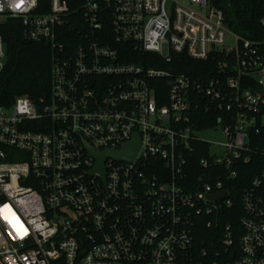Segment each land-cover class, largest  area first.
I'll return each instance as SVG.
<instances>
[{
  "label": "built area",
  "instance_id": "1",
  "mask_svg": "<svg viewBox=\"0 0 264 264\" xmlns=\"http://www.w3.org/2000/svg\"><path fill=\"white\" fill-rule=\"evenodd\" d=\"M262 1L250 39L211 0H0V23L52 50L50 100L0 106V264H264ZM183 57L216 73L178 71ZM4 58L0 34V72ZM135 134L131 161L92 173L85 143L118 151Z\"/></svg>",
  "mask_w": 264,
  "mask_h": 264
},
{
  "label": "trees",
  "instance_id": "2",
  "mask_svg": "<svg viewBox=\"0 0 264 264\" xmlns=\"http://www.w3.org/2000/svg\"><path fill=\"white\" fill-rule=\"evenodd\" d=\"M45 0H40L43 4ZM216 7L223 10L230 29L239 35L255 39L262 36L259 19L263 14L262 0H211ZM42 11H46L47 3ZM0 34L3 38L5 65L0 72V106L12 105L18 96H27L34 102L49 101L51 95L50 66L52 50L49 43L32 41L25 37L20 20L7 17L0 23ZM178 71H184L192 76H212L217 67L211 59L190 60L183 57L174 66ZM243 87L257 88L258 83L253 77H245ZM162 103V101L160 102ZM212 124V119L204 120L197 128H205ZM256 145L264 148V132L257 139ZM261 165L258 157L248 165V175L245 171L239 180V189L246 185L248 179ZM232 212V221L240 215L236 202Z\"/></svg>",
  "mask_w": 264,
  "mask_h": 264
},
{
  "label": "water",
  "instance_id": "3",
  "mask_svg": "<svg viewBox=\"0 0 264 264\" xmlns=\"http://www.w3.org/2000/svg\"><path fill=\"white\" fill-rule=\"evenodd\" d=\"M261 76H262V87H260L257 90V92L260 95L264 96V73H262ZM139 143L140 141L137 134H135L130 141L126 142L123 145V147L118 151L107 150L103 152H98L94 148H92L88 143H85L88 152L96 160L95 168L93 169L92 173L103 179L104 177L103 163L105 159L107 157H112L116 160L131 161L139 147ZM226 195H227L226 191H223L217 196H210V197H214L215 199L219 200L222 197H226Z\"/></svg>",
  "mask_w": 264,
  "mask_h": 264
},
{
  "label": "rangeland",
  "instance_id": "4",
  "mask_svg": "<svg viewBox=\"0 0 264 264\" xmlns=\"http://www.w3.org/2000/svg\"><path fill=\"white\" fill-rule=\"evenodd\" d=\"M227 44L232 45L233 41L232 38L230 36L227 37ZM200 135L208 140L211 144V150L217 154H221L222 153V145L225 143L226 141V137L225 134L222 133L221 131L217 130V129H208L202 133H200Z\"/></svg>",
  "mask_w": 264,
  "mask_h": 264
},
{
  "label": "snow or ice",
  "instance_id": "5",
  "mask_svg": "<svg viewBox=\"0 0 264 264\" xmlns=\"http://www.w3.org/2000/svg\"><path fill=\"white\" fill-rule=\"evenodd\" d=\"M19 7V5H17Z\"/></svg>",
  "mask_w": 264,
  "mask_h": 264
}]
</instances>
